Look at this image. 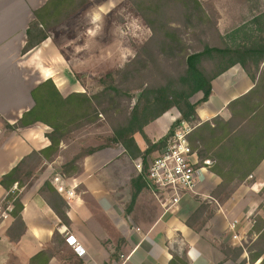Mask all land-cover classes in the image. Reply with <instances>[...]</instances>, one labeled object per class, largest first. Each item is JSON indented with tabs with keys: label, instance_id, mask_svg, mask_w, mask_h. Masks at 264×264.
<instances>
[{
	"label": "crops",
	"instance_id": "crops-1",
	"mask_svg": "<svg viewBox=\"0 0 264 264\" xmlns=\"http://www.w3.org/2000/svg\"><path fill=\"white\" fill-rule=\"evenodd\" d=\"M47 2L0 0V177L32 152H40L51 144L46 137L50 128L42 123L8 129L33 108L32 90L51 79L61 95L67 97L86 92V83L76 75H102L90 48L99 37L97 32H101L97 27L109 25L106 23L109 4L94 6L95 2L90 0L89 6L52 30L40 46L23 54L27 30L35 19L34 11ZM81 19L88 20L83 31L86 42L81 47L87 56L75 61L66 55L59 41L67 24ZM23 86L27 93L24 89L17 93V88ZM211 86V96L196 110L201 122L218 116L229 120V103L248 93L254 83L240 65H235L214 79ZM201 98L202 94H198L191 102ZM179 116L177 110L168 111L145 128V136L152 144L159 143ZM69 141L72 140L62 142L54 160L45 163L41 173L20 190L24 229L14 227L9 214L0 215V264H31L42 252L51 253L48 264H169L172 251L182 246L189 264H261L263 261L264 256L251 263L246 245L257 237L250 235L253 218H264V160L223 204L212 198L222 180L208 167L200 172L194 190L185 193L177 207L166 209L168 195L150 188L146 172L136 168L139 159H131L122 146L99 149L76 162L80 169L76 174L64 175L62 168L71 161L72 146L77 145L78 151L83 147L79 140ZM137 142L142 151L147 148L146 144ZM194 161H198L197 157ZM47 181L56 190L63 187L65 192L72 191L68 197L57 190L66 223L41 192ZM5 197L6 191L0 186V205ZM202 201H215L217 207L213 217L195 231L187 223ZM234 222L236 226L231 229ZM68 236H73L83 247L86 252L83 257L67 243ZM222 243L242 248V255L236 261L227 259L219 248Z\"/></svg>",
	"mask_w": 264,
	"mask_h": 264
},
{
	"label": "trees",
	"instance_id": "trees-1",
	"mask_svg": "<svg viewBox=\"0 0 264 264\" xmlns=\"http://www.w3.org/2000/svg\"><path fill=\"white\" fill-rule=\"evenodd\" d=\"M131 2L150 25L152 36L140 49L138 56L127 65L123 72L126 74L124 82L136 81L143 75L148 76L147 81L125 91L113 84L114 75L108 73L100 78L103 89L99 93H73L63 97L54 82L48 79L31 91L33 108L25 112L16 125L8 126L10 130H17L42 123L50 128V132L46 134L51 143L48 148L32 152L0 177V186L6 191L1 207L14 219V227L17 229H24L20 190L28 185L26 183L36 175L39 168H44L45 163L54 160L60 145L70 134L94 124L100 116H109L111 112L120 114L117 120L114 117L111 142L122 146L131 159L144 162L151 152L166 147L168 137L176 128L191 126L188 140L198 157L199 166L210 160L212 164L209 170L222 180L212 193L214 200L220 197L222 191L229 189L225 197V201L228 200L234 194L235 187L244 182L264 160V69L261 68L264 63V37L255 36L252 30H248L252 33L249 35L238 29L232 35V41L236 42L241 35L245 38L242 45L234 46L226 38H221L220 46L202 41L201 49L191 51L185 44L181 31L172 25L170 17L173 11L178 12L187 21L189 28L194 30L196 21L205 22L206 17L199 0ZM89 3L90 0H48L43 7L34 11L35 20L27 30L23 54L40 46L49 38L52 30L66 23L89 6ZM253 22L255 24L256 20ZM218 37L220 39V35ZM235 65L244 69L254 83L253 88L229 103V120L218 116L201 122L196 110L211 96L212 81ZM252 66L255 72L252 71ZM120 74L122 75L121 72ZM198 94H202L201 100L192 103L191 99ZM124 95H130L128 98L131 100V106L129 104L126 109L119 107ZM170 110H177L180 119L173 124L167 137L152 144L145 136V128ZM137 135L146 139L147 150L142 151L139 147ZM94 152L95 149L76 157L62 168V173L66 176L76 174L80 170L76 167V162ZM15 185L17 189H14ZM41 192L58 217L66 223V214L60 209V196L51 182L47 181ZM211 203L202 202L200 209L188 221L189 227L195 231L202 228L207 220L199 221ZM262 208L264 210V205ZM253 221L250 235L257 237L247 246L251 263L264 256V218L255 216ZM219 248L227 259L233 261L243 253L242 248H233L223 243ZM50 258L51 253L42 252L32 259L31 264H48ZM169 264H189L186 251H172ZM261 264H264V259Z\"/></svg>",
	"mask_w": 264,
	"mask_h": 264
},
{
	"label": "rangeland",
	"instance_id": "rangeland-1",
	"mask_svg": "<svg viewBox=\"0 0 264 264\" xmlns=\"http://www.w3.org/2000/svg\"><path fill=\"white\" fill-rule=\"evenodd\" d=\"M199 1L206 12V17L205 15L203 16L205 17V22L200 21L198 23L194 19V21H196L194 24V30L189 28L187 21L178 12L173 11L170 17L172 25L181 31L182 38L191 51L201 49L203 46L202 41H207L212 46H220L222 42L221 38H226V40L231 45H242L245 43V38H243L241 35L237 37L236 42L232 41V35L238 29H242L243 32H247L249 35H252V33L248 30H252L255 36L264 37V0ZM93 2H95L94 6L100 4H109V8L107 10L108 19L106 22L107 25H109L107 28H105V24H103V28H100V25L97 27V29L101 30L103 33L97 32L99 37L92 44L91 48L89 46L91 52H93V54L96 56V63L99 64L98 67L100 66L99 74L102 75L95 77H86L85 74L80 75L82 77L76 75L78 79H83V82L86 83V86H84L86 88L85 93L94 95L102 91L103 86H101L102 84L100 82V78L107 75L108 73H113L114 75L113 84L119 86V89L125 91L128 90L127 88L132 89L137 84L146 82L148 76L143 75L142 77L137 78L136 81L131 80L130 83H125L126 81L124 82V76L126 74L123 72L125 71L127 65L138 56L140 49L144 46V44L151 38L152 31L150 25L144 20V18H142L139 10L131 2V0H93ZM254 19L256 20L255 24L253 22ZM87 23V19L86 21L83 19L73 21L71 24H67L66 28L63 30L64 32H62V35L60 36L61 39L59 42L62 44V46L64 45V52H66V55L72 57L75 61L82 60L87 56L86 52H84V50L81 48L86 42L83 33L85 32ZM218 35H220V39ZM76 51L78 52L76 53ZM104 65H107L105 69L102 68ZM261 68L264 69V63L262 64ZM252 71L255 72L254 66H252ZM23 89L26 91V87H18L17 93L22 92ZM130 93H132V91ZM129 96L130 95L122 96L121 102L119 104L120 108L126 109L128 108L129 104L131 106V100L128 98ZM192 99L194 101V97ZM133 105L134 102L132 106ZM119 116V113L115 114L114 112H111L109 116H100L94 124H90L86 127H83L82 129L75 130L72 134H70L65 141L68 142V140L71 139L72 141L75 140L76 142L79 140L77 142L82 144L83 147L78 151V149L75 148L77 145L72 146V152L70 154L71 161L69 163L73 162L76 157L82 156L90 150L95 149V151H97L109 146H115V144L111 142L113 137V126L115 125L114 117H116L117 120ZM179 119L180 116L178 120ZM136 138L138 141L147 145L146 139L141 135H137ZM146 145H144V147H147ZM164 148L151 152V154L147 156L145 162L141 160L137 161V163H143V166L146 163L147 166L148 161L160 154ZM144 149L147 150L148 147ZM42 170L43 167L39 168L36 175L32 179L39 175ZM71 172H73V169ZM32 179H30L26 184H29ZM216 189H214V191ZM236 189L237 187H235V191ZM222 192L223 193L220 195V197L216 199V201L220 204H223V202L227 201H225V197L229 192V189ZM214 202L212 201L208 211L203 214L202 218L204 221H208L213 217V211L217 207V204ZM262 205H264V202ZM246 246L249 247L250 245L247 244ZM184 251V246H182L180 250H176L178 253H183Z\"/></svg>",
	"mask_w": 264,
	"mask_h": 264
},
{
	"label": "built area",
	"instance_id": "built-area-1",
	"mask_svg": "<svg viewBox=\"0 0 264 264\" xmlns=\"http://www.w3.org/2000/svg\"><path fill=\"white\" fill-rule=\"evenodd\" d=\"M178 119H174V124ZM192 131L190 126H181L174 130L173 134L168 137L167 145L155 158L148 161L146 166V176L149 186L155 193L168 195L169 199L165 200V208L172 209L179 205L182 196L188 191L195 188L196 179L200 172L211 166L212 162L206 160L203 166H199V160L194 161L197 155L192 151L188 136ZM198 159V157H197ZM141 161V160H139ZM138 171L143 172V163H137ZM252 178V177H251ZM56 182L58 179H55ZM17 189V185L14 186ZM62 194L72 195V191H66L63 187L57 188ZM1 217H7V211H4L0 205ZM236 222L231 225L234 229ZM238 236L235 235L234 239ZM67 243L72 247L73 251L83 257L86 252L83 247L77 243L73 236L66 238Z\"/></svg>",
	"mask_w": 264,
	"mask_h": 264
}]
</instances>
